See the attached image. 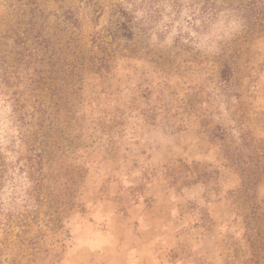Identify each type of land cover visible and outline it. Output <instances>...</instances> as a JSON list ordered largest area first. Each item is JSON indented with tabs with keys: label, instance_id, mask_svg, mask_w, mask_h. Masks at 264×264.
Masks as SVG:
<instances>
[{
	"label": "rangeland",
	"instance_id": "obj_1",
	"mask_svg": "<svg viewBox=\"0 0 264 264\" xmlns=\"http://www.w3.org/2000/svg\"><path fill=\"white\" fill-rule=\"evenodd\" d=\"M0 264H264V0H0Z\"/></svg>",
	"mask_w": 264,
	"mask_h": 264
},
{
	"label": "trees",
	"instance_id": "obj_2",
	"mask_svg": "<svg viewBox=\"0 0 264 264\" xmlns=\"http://www.w3.org/2000/svg\"><path fill=\"white\" fill-rule=\"evenodd\" d=\"M226 72H227V69H225L223 72H222V76L224 79H226ZM226 135V132L225 130L221 129L219 125L209 129V136H210V140L212 142L216 141L217 139H220V140H223L224 136ZM179 169L180 171H186L188 170L189 168H192L194 169L195 167L198 166V163H190V165L188 164H184V163H181V165H179Z\"/></svg>",
	"mask_w": 264,
	"mask_h": 264
},
{
	"label": "crops",
	"instance_id": "obj_3",
	"mask_svg": "<svg viewBox=\"0 0 264 264\" xmlns=\"http://www.w3.org/2000/svg\"><path fill=\"white\" fill-rule=\"evenodd\" d=\"M167 214H168V217L171 219V223L174 225V227H175V222L177 221V219H179V215L177 216V213L174 211V209H173V207H171V209H169V211L167 212ZM164 218H165V220H163L164 222H165V224H166V215L164 214ZM158 217H161V214L159 215V216H156L155 218H158ZM170 223V224H171ZM146 231H150V230H152V231H155V230H158L157 228H156V226L154 225V226H150L149 228H146L145 229ZM172 230L174 231L175 229H173L172 228ZM193 229L192 228H188V229H186L185 230V233L187 234L188 232H191ZM177 235H179V232H178V234ZM152 241H151V244L152 245H156L157 247H156V249L157 248H159V246H161V245H157L158 244V240H159V237L157 236V235H155V237H153L152 239H151ZM180 240V239H179ZM180 241H182V240H180ZM147 243H145L144 244V246L146 245ZM169 244H173V243H169Z\"/></svg>",
	"mask_w": 264,
	"mask_h": 264
}]
</instances>
